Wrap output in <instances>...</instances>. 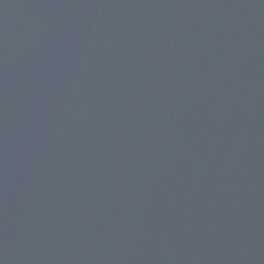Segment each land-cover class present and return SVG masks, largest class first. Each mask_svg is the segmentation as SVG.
Listing matches in <instances>:
<instances>
[{
  "label": "water",
  "instance_id": "obj_1",
  "mask_svg": "<svg viewBox=\"0 0 264 264\" xmlns=\"http://www.w3.org/2000/svg\"><path fill=\"white\" fill-rule=\"evenodd\" d=\"M0 264H264V0H0Z\"/></svg>",
  "mask_w": 264,
  "mask_h": 264
}]
</instances>
